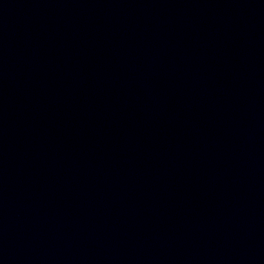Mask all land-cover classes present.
<instances>
[{"label":"water","instance_id":"1","mask_svg":"<svg viewBox=\"0 0 264 264\" xmlns=\"http://www.w3.org/2000/svg\"><path fill=\"white\" fill-rule=\"evenodd\" d=\"M0 264H264V0H0Z\"/></svg>","mask_w":264,"mask_h":264}]
</instances>
